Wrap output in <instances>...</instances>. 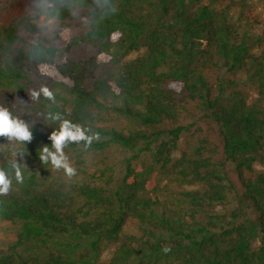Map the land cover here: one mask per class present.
I'll use <instances>...</instances> for the list:
<instances>
[{"label": "trees", "instance_id": "trees-1", "mask_svg": "<svg viewBox=\"0 0 264 264\" xmlns=\"http://www.w3.org/2000/svg\"><path fill=\"white\" fill-rule=\"evenodd\" d=\"M42 2L0 0V104L33 131L0 137V264H264V0ZM41 85L54 99L32 104ZM63 120L90 137L71 172L40 159Z\"/></svg>", "mask_w": 264, "mask_h": 264}, {"label": "clouds", "instance_id": "clouds-1", "mask_svg": "<svg viewBox=\"0 0 264 264\" xmlns=\"http://www.w3.org/2000/svg\"><path fill=\"white\" fill-rule=\"evenodd\" d=\"M48 5L43 3L42 0H30L29 10L35 19L39 18L41 14H47ZM59 20L56 17H53V23L47 25L44 29L37 30L35 36H30L28 39L31 41V46L38 45L45 40L54 41L59 36ZM55 54L52 53L48 57ZM38 57H43V53L36 52L33 56V60ZM41 96L46 97L49 101H53V93L49 90L46 85L39 86L38 90H32L30 92V98L32 104L40 100ZM20 104L24 105L25 109L27 106L23 101H19ZM40 116L39 114H37ZM43 117V116H42ZM45 122L47 120L60 121L61 116L56 113H49L47 117H43ZM32 122L22 119L19 115L13 114L6 106L0 104V137H7L9 143L19 142L25 146V142H28L32 139ZM50 140L52 141L51 146H46L42 149L44 153L41 156V161L46 163L50 162L56 168L65 167L68 168V158L64 154V148L72 142H79L81 140L89 141L90 137L86 136L85 131H83L78 125H74L67 120H63L59 132L54 133L52 131L50 135ZM51 148L53 151H49ZM13 154L16 159L12 165V168L15 170L14 178L19 183L23 181V175L20 171V164L17 163V156L23 157L24 153L19 149H12ZM69 172L72 171L71 168H68ZM12 183V177L9 173L5 171H0V193H7L10 190ZM167 251V249L165 250Z\"/></svg>", "mask_w": 264, "mask_h": 264}, {"label": "rangeland", "instance_id": "rangeland-1", "mask_svg": "<svg viewBox=\"0 0 264 264\" xmlns=\"http://www.w3.org/2000/svg\"><path fill=\"white\" fill-rule=\"evenodd\" d=\"M138 54H132L129 59H134L135 57H137ZM226 72L224 71H220L219 73L214 74L213 76H211V82H215L216 77H223L226 76ZM123 122L124 120L121 119L120 121H113V123L111 124L114 127H117L118 129H121L123 127ZM203 124V123H202ZM204 125V124H203ZM65 156L68 158V168H76L75 166V158L74 155L64 152ZM179 155V153H178ZM177 155V156H178ZM107 156L109 157V161L110 164L115 165L118 168L119 173H123L121 170L123 169V162L124 159L126 158V154H124L121 150H118L117 147H114L108 154ZM101 158V156H94V157H88L89 161H88V165L90 168V171L93 172L94 170L97 169V167H99V159ZM67 168V169H68ZM227 170L230 173L231 179L234 183H238V178L236 175V172L233 168V166H227ZM62 178H64L65 181L70 182V181H74L76 180L74 175H71L70 173H64L62 175ZM80 180V178H78V181Z\"/></svg>", "mask_w": 264, "mask_h": 264}]
</instances>
